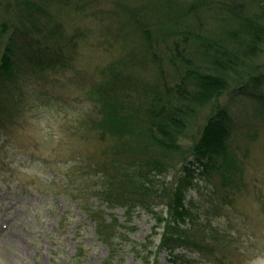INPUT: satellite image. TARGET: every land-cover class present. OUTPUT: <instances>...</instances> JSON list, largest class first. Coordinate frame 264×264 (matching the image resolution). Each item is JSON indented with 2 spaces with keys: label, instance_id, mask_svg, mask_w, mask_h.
Instances as JSON below:
<instances>
[{
  "label": "rangeland",
  "instance_id": "obj_1",
  "mask_svg": "<svg viewBox=\"0 0 264 264\" xmlns=\"http://www.w3.org/2000/svg\"><path fill=\"white\" fill-rule=\"evenodd\" d=\"M176 1L187 7L199 0ZM74 2L72 7L54 4L52 17L35 11L37 22L49 21L51 28L62 24L54 38L41 41L63 48V54L52 51L57 62L37 67L17 48L16 68L0 82V264H264V110L254 111L264 104L251 96L264 95V85L238 81L237 73L218 99L239 130L232 143L238 170L228 172L229 178L220 172L197 175L186 201L201 209L200 221H207L213 233L207 234L204 252L181 248L180 257H173L161 248L165 223L158 216L140 207L128 214L123 205L102 203L97 192L106 188L104 177L116 173L114 150L123 141L93 123L83 134L81 120L102 118L99 92L111 80L113 64L137 57L135 70L154 83L161 64L174 75L176 65L196 63L194 38L185 44L189 35L174 27L161 30L166 25L157 16L167 0ZM26 7L25 0H0V29L7 20L19 22ZM126 7L150 24L157 61L147 39L122 22ZM33 19L28 14L26 20ZM256 61L254 75L262 78L264 50ZM247 71L242 78H248ZM202 112L204 121L216 113V105ZM192 142L184 139L185 149ZM156 210L168 215L163 207ZM99 218L116 219L104 231L108 241L99 235Z\"/></svg>",
  "mask_w": 264,
  "mask_h": 264
},
{
  "label": "trees",
  "instance_id": "obj_2",
  "mask_svg": "<svg viewBox=\"0 0 264 264\" xmlns=\"http://www.w3.org/2000/svg\"><path fill=\"white\" fill-rule=\"evenodd\" d=\"M74 1L25 0L24 10L28 13L20 15L19 22L12 19L2 23L0 82L15 70L17 48H23L27 61L37 67L57 62L51 57L55 53L52 51L62 53L63 48L51 47L46 42L62 30V24L51 28L49 21L44 23L40 18L37 22L35 11L52 17L50 8L54 4L72 7ZM76 1L83 3V0ZM129 10L132 9L126 7L120 21L147 39L150 43L147 50L157 61L150 24L139 17L138 11L132 10L129 16ZM28 14L34 17L31 22L26 20ZM157 17L159 23L166 25L161 30L174 27V32L189 35L186 40L183 38L185 44H190V37L194 38L193 45L199 54L196 63H189L188 68L176 65L174 75L167 74L161 64L160 75L154 83L143 80L135 70L137 57L132 58L133 62L124 60L113 64L111 80L99 92L100 110L104 114L98 121L88 115L81 120L85 124L81 130L84 134L87 125L90 127L93 123L99 131L105 129L112 133L117 142L123 141L121 146H115L112 169L116 173L108 177L113 180L109 182L104 177L106 188L97 194L110 208L123 205L130 214L140 207L158 216L165 223L161 248L176 257L179 256L176 251L181 248L204 252L207 234L213 233L212 228H207V221H200L201 209L192 204L193 200L186 201L187 191L195 186L197 175L210 178L220 172L229 178L228 172L238 170L232 157V143L239 130L227 108L219 106L217 101L231 87L237 73L238 81L247 79L255 88L264 85V76L254 75L256 58L264 50V0H199L198 4L194 2L187 7L178 5L176 0H167ZM32 29L36 33L30 35ZM41 41L46 42L41 45ZM246 70L250 80L240 75ZM251 96L255 98L252 101L258 99L264 104L262 93L255 91ZM211 104L216 105V113L203 121L202 109ZM262 108L255 106L254 111L259 114ZM190 137L193 142L188 151L183 141ZM158 207L167 209L168 215H160ZM113 221L109 223L101 218L98 223V232L104 241H108L104 231L114 226Z\"/></svg>",
  "mask_w": 264,
  "mask_h": 264
}]
</instances>
